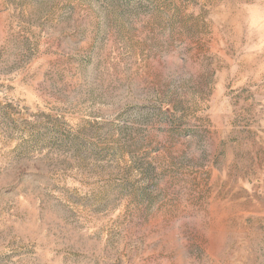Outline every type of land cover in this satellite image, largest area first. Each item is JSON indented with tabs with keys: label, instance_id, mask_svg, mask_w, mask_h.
I'll return each mask as SVG.
<instances>
[{
	"label": "rangeland",
	"instance_id": "obj_1",
	"mask_svg": "<svg viewBox=\"0 0 264 264\" xmlns=\"http://www.w3.org/2000/svg\"><path fill=\"white\" fill-rule=\"evenodd\" d=\"M0 264H264V0H0Z\"/></svg>",
	"mask_w": 264,
	"mask_h": 264
}]
</instances>
